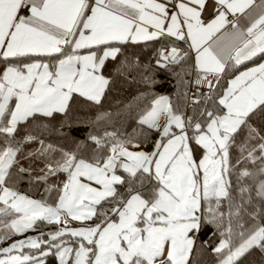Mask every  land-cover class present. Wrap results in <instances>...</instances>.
<instances>
[{
    "label": "snow or ice",
    "instance_id": "6c2138e0",
    "mask_svg": "<svg viewBox=\"0 0 264 264\" xmlns=\"http://www.w3.org/2000/svg\"><path fill=\"white\" fill-rule=\"evenodd\" d=\"M199 251L264 264V0H0V264Z\"/></svg>",
    "mask_w": 264,
    "mask_h": 264
},
{
    "label": "trees",
    "instance_id": "16d2710c",
    "mask_svg": "<svg viewBox=\"0 0 264 264\" xmlns=\"http://www.w3.org/2000/svg\"><path fill=\"white\" fill-rule=\"evenodd\" d=\"M160 47V44L156 42H148L146 44H142L140 46L135 47V49H128L129 52H132L133 50L143 58V60L146 62L150 57H152L155 54L156 48ZM131 79V77L129 78ZM161 79L164 80V83L160 86H158L157 90L159 91L160 94H166L170 95L173 91V83L165 79L163 75H161ZM136 86L135 85H125L123 90L118 94L116 91L110 94V99L112 98H119V99H127L131 95L135 93ZM74 115L79 116L81 121H84L87 119V115H90L94 112V109H90L86 106L82 105H77L74 106L73 109ZM87 135L86 131V124L83 122L79 123H74L73 124V131L71 132V137L76 138V139H82ZM56 137L53 135L52 140L55 141ZM31 191V189H29ZM43 192V189L40 190ZM36 198H39L37 196ZM55 227V226H48L45 228V231H48L50 228ZM32 234V233H30ZM208 235L210 233L205 234L204 236L201 237V239H207ZM194 259L197 262V264H214V261L212 257L209 255L208 252L206 251H199L194 253ZM47 264H55V261L52 257L48 258Z\"/></svg>",
    "mask_w": 264,
    "mask_h": 264
},
{
    "label": "rangeland",
    "instance_id": "374dc122",
    "mask_svg": "<svg viewBox=\"0 0 264 264\" xmlns=\"http://www.w3.org/2000/svg\"><path fill=\"white\" fill-rule=\"evenodd\" d=\"M162 95H166V94H162Z\"/></svg>",
    "mask_w": 264,
    "mask_h": 264
},
{
    "label": "crops",
    "instance_id": "0c3cea01",
    "mask_svg": "<svg viewBox=\"0 0 264 264\" xmlns=\"http://www.w3.org/2000/svg\"><path fill=\"white\" fill-rule=\"evenodd\" d=\"M249 66H252V65H249Z\"/></svg>",
    "mask_w": 264,
    "mask_h": 264
}]
</instances>
